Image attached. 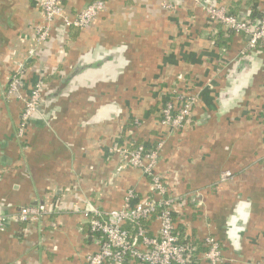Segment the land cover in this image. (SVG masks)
Returning a JSON list of instances; mask_svg holds the SVG:
<instances>
[{"label": "crops", "instance_id": "0c3cea01", "mask_svg": "<svg viewBox=\"0 0 264 264\" xmlns=\"http://www.w3.org/2000/svg\"><path fill=\"white\" fill-rule=\"evenodd\" d=\"M41 1L0 0V215L10 218L0 264H86L100 242L88 231L87 203L109 211L129 189L151 196L141 171L109 153L126 137L165 141L157 171L181 198L178 226L196 247L194 264H208L209 235L221 242L223 264L264 262V49L210 25L199 6L250 20L264 14V0H104L91 27L73 33L58 20L38 44ZM94 1L63 5L74 16ZM30 48L40 49L26 63L25 93L42 75L45 92L21 139L24 104L4 93ZM174 90L197 97L177 132L160 122ZM227 171L232 178L221 180ZM48 203L53 212L39 222L15 218ZM158 229L149 223L150 236Z\"/></svg>", "mask_w": 264, "mask_h": 264}, {"label": "built area", "instance_id": "2783aa9c", "mask_svg": "<svg viewBox=\"0 0 264 264\" xmlns=\"http://www.w3.org/2000/svg\"><path fill=\"white\" fill-rule=\"evenodd\" d=\"M72 0H42V22L35 26L37 43H45L51 35L52 27L58 20L67 28L86 29L91 27L99 15L105 11V1L95 0L85 9L70 16L63 3ZM210 25L220 24L235 34L249 38L248 47L255 49L264 42V14L256 26L247 19H239L223 6L202 4ZM166 8L172 9L170 6ZM40 48H30L23 60L17 62V69L12 74L5 89L7 100L18 99L24 104L18 137L24 138L32 118L40 113L45 92L44 76H39L31 91L25 93L26 63L37 56ZM179 105L177 106L176 103ZM197 97L174 90L171 98L162 110V124L172 132L182 130L187 118L191 116ZM264 121V111L261 114ZM131 133V132H130ZM164 142L156 146L139 145L130 149V139L110 148L109 153L117 156L130 168L141 171L150 185L151 196L140 199L134 189H129L120 209L103 210L87 203L84 214L91 234L99 235V249L86 258V264H193L196 247L185 242L177 230L181 219L178 203L180 197L170 193L163 175L157 171L160 153ZM232 178L231 172L221 175V180ZM53 212L51 204L37 207H24L15 216L22 223H35ZM176 214V216H175ZM156 219L159 229L154 236L148 235L145 223ZM10 218L0 215V233L6 232ZM134 231V233H132ZM206 251L204 260L208 264H223L225 257L219 240L207 236L204 240ZM264 264V262L260 263Z\"/></svg>", "mask_w": 264, "mask_h": 264}, {"label": "trees", "instance_id": "16d2710c", "mask_svg": "<svg viewBox=\"0 0 264 264\" xmlns=\"http://www.w3.org/2000/svg\"><path fill=\"white\" fill-rule=\"evenodd\" d=\"M231 14V13H230ZM233 15V14H232ZM235 16V15H234ZM237 17V16H236ZM263 17V15H261L260 17H257V16H255V15H253V16H251V18H250V21L252 22V25L253 26H256L258 23H259V21L261 20V18ZM237 18H239V17H237ZM240 19V18H239ZM71 30H72V32L73 33H75L76 31H77V29L76 28H71ZM79 30V29H78ZM229 34H226V35H233V34H235V33H233V32H228ZM225 35V33L224 32H221L220 33V36H219V39H222L223 37L222 36H224ZM221 37V38H220ZM219 39H217L216 40V46L218 47V48H222V49H224V48H226L227 47V45H226V43H227V41L228 40H223V39H225V38H223L222 39V41H220ZM263 44H264V42H260L259 44H258V46L256 47V48H263L264 49V47H262L263 46ZM245 54H246V52H245ZM244 54V55H245ZM243 55V56H244ZM185 94H187V93H185ZM163 108L164 107H162V109L161 110H163ZM161 114H162V112H161ZM160 122H161V125H163L162 124V115H161V119H160ZM166 127V126H165ZM168 128V127H167ZM123 137H125V136H123ZM160 141H158V142H156V144H153L152 146H156L158 143H159ZM163 142H164V144H165V141L163 140ZM139 145H144V144H141V143H138V142H136V141H132V140H130V149H134L135 147H137V146H139ZM146 146V145H145ZM146 147H151V146H146ZM175 216H176V214H175ZM153 221H156V219L154 218L153 219ZM149 223H151V222H148V223H145V226H146V228H147V230H148V225H149ZM87 226H88V224H87ZM180 228V226H178V228H177V230L180 232V230L181 229H179ZM88 231L90 232V228H89V226H88ZM132 233H134V231H132ZM91 235H95V236H98V238L100 239V237H99V235H96V234H91ZM148 235H149V233H148ZM185 242H187V243H191L190 241H185ZM221 243V242H220ZM194 263H195V261H194ZM193 263V264H194Z\"/></svg>", "mask_w": 264, "mask_h": 264}, {"label": "rangeland", "instance_id": "374dc122", "mask_svg": "<svg viewBox=\"0 0 264 264\" xmlns=\"http://www.w3.org/2000/svg\"><path fill=\"white\" fill-rule=\"evenodd\" d=\"M176 103V102H175ZM176 105L178 106L179 104L178 103H176ZM195 107V106H194ZM194 109V108H193ZM194 111V110H193ZM193 111H192V113H193ZM161 112H162V110H161ZM192 113H191V115H192ZM162 115V114H161ZM163 117V116H162ZM191 119V116H189L188 118H187V120H186V122L184 123V125H185V127L188 125V122H189V120ZM136 123V125H139L140 124V122H135ZM184 127V128H185ZM183 128V129H184ZM175 132H177V131H175ZM160 142H163V140H161Z\"/></svg>", "mask_w": 264, "mask_h": 264}]
</instances>
